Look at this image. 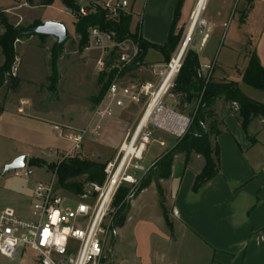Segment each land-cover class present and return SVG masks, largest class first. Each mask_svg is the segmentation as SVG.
Returning <instances> with one entry per match:
<instances>
[{"label":"crops","instance_id":"1","mask_svg":"<svg viewBox=\"0 0 264 264\" xmlns=\"http://www.w3.org/2000/svg\"><path fill=\"white\" fill-rule=\"evenodd\" d=\"M177 1L146 0L142 13L137 14L134 19L131 7V31L139 19L141 38L148 44L162 46L167 41ZM195 1L183 0L176 28L179 29L184 21L186 11L187 17L190 15ZM232 4L233 1L228 0L212 20H204L202 14L207 34L198 44L197 50L195 45L194 51L200 68L211 66L214 82L233 81L242 91L239 82L245 67L240 69L236 66L237 62H232L217 71L210 56L203 57L205 60L200 56L211 36L229 20ZM18 7L15 1L0 0V11L8 18L15 16ZM235 16L236 13L233 14L232 23L236 33L231 36L234 44L231 43L226 48L229 52L235 51L233 45L241 41L242 30L247 26H254L255 36H244V42H253V51L264 69V0H242L236 19ZM40 23L42 24L41 21ZM2 32L0 26V35ZM238 57L236 55L237 59ZM2 61L0 54V65ZM146 63L145 57L144 66ZM134 73L136 72L128 74V77ZM0 97L3 107L0 113V143H8L12 148L15 146L9 156L11 161L22 156L27 161L29 158L40 159L37 155H41L44 149L51 153L55 150L57 162L64 157L71 146L56 136L53 125L80 128L67 124L62 116L38 109L18 93L2 90ZM256 101L263 103L264 97ZM213 109L225 128L214 141L219 148L218 175L194 194L191 189L195 175L203 168V159L191 155L187 167H184V156L177 155L174 157L169 178L158 182L166 217L160 206V196L154 181L130 203L125 221L136 220L133 225L136 234L133 242L135 255L139 257L141 264H151L149 256L152 253V240L159 250L160 264H180L177 255L168 257L164 254L167 249L178 252L180 247L188 248V258L193 256L191 264H264V122L256 119L249 124L248 135L256 141L254 145H250L234 116L236 108L233 104L217 100ZM90 118L91 115L85 119L86 122L81 128L90 124ZM73 119L79 120V116ZM161 150L143 153L139 164L146 172L166 153ZM36 183L35 180L28 183L29 199ZM148 211H151L150 215L155 224L150 218H142L148 216ZM154 235L157 238H153ZM118 248L116 240L114 250Z\"/></svg>","mask_w":264,"mask_h":264},{"label":"rangeland","instance_id":"2","mask_svg":"<svg viewBox=\"0 0 264 264\" xmlns=\"http://www.w3.org/2000/svg\"><path fill=\"white\" fill-rule=\"evenodd\" d=\"M24 1L25 0H19L18 4L20 6L17 8L15 16L8 18L11 24L15 25V27L25 29L35 24H41L40 21L42 24L45 22H58L65 27L67 31V38L64 42L63 50L56 60L57 81L53 86H51L49 82V77L51 75L50 62L52 59L50 52L53 46L52 44L56 43V39L46 38L42 40L40 39V36H31L28 38H22L15 43L14 50L16 53V60L14 63H17L18 65L16 77L21 82L18 95L32 102L38 109L48 110L55 116H62L63 119L67 121V124L81 128L86 122L85 119L89 117L94 110V99L101 92L103 82H105L107 78H104L105 81L103 80L102 82H99L100 78L103 76L97 74L95 70V54L87 53L84 49L81 50L79 47V37L74 32V23L78 18L76 13H71L70 11L65 10L61 6L59 0H55L54 3L47 8L37 6L39 0H34L33 5L35 6L33 7L25 4ZM73 1L78 7H84L88 11H93L91 5H110L116 0ZM127 1L129 2L130 8L132 7L134 19V17L136 18L137 14L142 13L146 0ZM227 1L228 0H207L205 5L206 8L204 7L203 11L204 20H212L213 16L221 7H223ZM232 1V15H230L229 20L226 21L227 23L224 25V27H220L216 34L211 36L205 49L201 50L200 52V56L202 58H208L210 56L212 60L210 61L213 65H216L217 71L225 66V64H232V62H237L236 66L240 69L244 68L247 64V58L249 54L253 51V42L249 40L244 42V36H255V27L252 25L247 26L242 30L243 33H241V37L243 39L241 38V41H237L236 45H233L235 51L229 52V50L226 48L231 43L234 44V42H231V36L236 32L233 31L234 24L232 23V17L234 13H236V16L239 14L242 0ZM192 9L190 11L191 13L193 11ZM191 13H189L190 15L187 17L186 11L183 16L184 21L179 25V29L176 28V31H181V38L177 48L170 55L169 60L175 54V52H178V49L182 44L188 29L191 30V34L188 39V44L185 51L188 49L194 51L195 45L197 50L198 44L202 42V39L207 34V29L203 22L202 15L200 18V23L199 19L194 20L191 24L189 23ZM236 16L235 19L237 18ZM237 35H239L238 32ZM185 51L183 53L184 55ZM236 55H239L238 59L236 58ZM203 60H205V58H203ZM146 61L147 63L144 66V70L136 72L130 77H127L126 80L128 82L154 83L156 82L157 77L152 74L151 65L159 64L157 67H155L158 73L162 70V66L168 63L165 62L164 58L159 53L153 50L148 51ZM208 64H210V62ZM210 78L213 79V71ZM241 88L242 93L252 100L256 101L258 98L264 97L263 92L253 90L244 86L243 84H241ZM143 103L144 101L139 104H126L122 109L115 113L113 118L103 121L102 129L99 135L93 139H86L82 144L81 150L75 156V158L103 165L104 170L106 169L107 165L110 163L113 164L119 153L120 146L125 140L126 136L128 134L131 136L137 127L138 121L142 116ZM166 103L175 112L189 119L192 118L195 108L194 101L190 104L181 103L179 97L174 95V98L167 99ZM76 116H79V120L73 119ZM149 130L151 131L152 135L148 145L146 146L145 152H150L151 150L160 152L161 149L163 153L167 152L177 141L172 135L161 130H157L155 128H150ZM159 143H163L164 146H160ZM13 148H15V146H13ZM13 148L8 143H0V209L11 208L20 217L26 218L31 205V199H29L27 194L29 181L35 180L37 182L46 183L50 182L54 175L45 167H29L28 165H26V168H29L32 171V176L28 179L19 178L16 176V174H20L23 169L5 172V167L13 162V160L11 161L9 157L10 153L13 152ZM54 151L55 150H52L51 153L48 149H44L41 155L39 154L37 156H39L40 159H42L47 164H55L57 162V158ZM31 159L32 158H29V160ZM120 159L121 156H119L116 165ZM134 161L135 160H133V162ZM195 161L196 160H193V162ZM116 165L114 168H116ZM136 176L137 179H140L142 173L139 172L136 174ZM121 177L122 176H120V178ZM94 186L100 187V185L96 183L86 182L83 185L82 194L77 197L62 191L60 192L62 195L72 198L73 200H81V197L85 193L93 190ZM120 187L127 191H129L130 188L129 184L126 183H122ZM67 206L73 207L74 201L68 202ZM112 209L113 208H111V210ZM148 212V216H144L142 218H150L151 222L155 224L153 217L150 215L151 211ZM135 222L136 220L131 222L125 221L123 228H121V230L118 228L117 245L119 248L118 250L113 249V259L115 264H141L138 259L139 257L135 255L134 249L133 240L136 234H134L135 230H133V225ZM153 238L157 237L154 235ZM152 241V253L150 256H148L150 258L151 264H160V257L158 253L159 250L155 246V243V245H153ZM179 249L180 251L178 252H176L174 249L171 251H168L167 249L164 254H167L168 257L177 255L180 264H191L193 261V256L188 258V248L180 247ZM143 257L146 258L144 254ZM0 264L35 263L31 255L28 254L23 259L19 257L12 261L0 258Z\"/></svg>","mask_w":264,"mask_h":264},{"label":"built area","instance_id":"3","mask_svg":"<svg viewBox=\"0 0 264 264\" xmlns=\"http://www.w3.org/2000/svg\"><path fill=\"white\" fill-rule=\"evenodd\" d=\"M100 7L106 11L104 23L117 22L120 17H132L127 0H116ZM87 14L88 10L84 7L77 12L80 17ZM84 50L95 54L97 74L111 79L91 113L90 124L80 129L53 125L56 136L71 146L63 158H74L86 139L99 135L103 121L113 118L126 104L144 101L142 116L134 133L131 136L128 134L121 144L115 162L104 170L103 184L94 186L81 200L62 195L56 189L53 176L50 182L35 184L26 218L20 217L11 208L0 209V258L12 261L29 254L35 264H115L113 249L119 229L114 225L112 202L122 183L130 186L124 201L130 204L136 197L140 180L146 173L139 162L152 135L149 129L161 130L178 140L191 124L192 119L175 112L166 103L167 99L174 98L172 89L184 54L179 56L175 52L158 73L157 66H152L151 72L157 77L156 82L132 83L126 80L128 74L145 68L139 60L142 51L136 39L120 38L115 31L90 27ZM17 70L18 65L14 63L9 75L16 77ZM211 73V66L201 68L197 71V78L208 82ZM233 106L236 108L235 104ZM159 145L164 146L163 143ZM127 146L132 150L129 154ZM119 156L121 159L116 165ZM139 172L142 176L137 179ZM16 176L28 179L32 171L25 167ZM71 201H74V206H67Z\"/></svg>","mask_w":264,"mask_h":264},{"label":"trees","instance_id":"4","mask_svg":"<svg viewBox=\"0 0 264 264\" xmlns=\"http://www.w3.org/2000/svg\"><path fill=\"white\" fill-rule=\"evenodd\" d=\"M12 1H15L20 6L18 4L19 0ZM59 2L66 10L77 14L79 7L75 5L73 0H59ZM182 2L183 0L177 1L168 38L162 46L146 43L141 38V28L138 22L131 31V16L120 17L117 22L104 23L106 11L98 5L89 4L93 11H88L85 17L78 16L74 23V32L79 37V47L81 50L85 48L87 43V30L90 27L97 26L102 30L117 32L120 38L130 37L136 39L142 51L139 59L140 62H143L149 50L156 51L164 58L165 62H168L170 55L177 48L181 38V31H176V25L179 20ZM24 3L31 7L35 6L33 5L34 0H25ZM52 4L53 0H39L37 6L46 8ZM40 25L35 24L25 29L15 27L9 22L6 14L0 11V26L3 30L0 35V54L3 59L0 65V92L6 90L7 92L18 93L21 82L17 77H11L9 75L16 58L14 45L22 38L37 36L34 34V30ZM46 38L40 36L42 40ZM63 46L64 43L58 45L56 42L51 48V75L49 77L51 86L55 85L57 81L56 60L62 52ZM199 68L196 52L191 49L186 50L179 73L174 81L172 94L178 96L181 103L190 104L193 101L195 102L191 124L184 136L178 139L173 147L154 163L142 177L138 185L136 196L154 181L160 196V206L165 217L166 212L163 207V198L158 182L159 180L169 178L175 156H184V167H187L191 155H197L203 159V168L195 175L191 189L194 194L219 173V148L214 141L225 128L222 120L219 119L213 109L217 100L236 105L234 116L250 145H254L256 141L248 135L247 128L249 124L256 119L264 122V102L259 103L244 95L239 89L238 84L233 81L216 83L211 78L208 82L198 79L197 71ZM104 78V76L101 77L99 82H102ZM110 79L111 77L107 78L106 81L104 80L105 82H103L101 92L94 99V106L102 99ZM239 84L264 93V69L260 65L254 51L247 58V64L242 72ZM2 110V100L0 97V113ZM202 125L205 127H202ZM27 165L29 167H45L55 176L56 189L74 197L82 194L83 185L86 182L102 185L105 178L103 165L75 157L62 158L55 164H47L40 159H31ZM127 193V190L120 187L114 197L112 204L114 211L113 219L114 225L117 228L122 227L129 210L130 204L124 201Z\"/></svg>","mask_w":264,"mask_h":264},{"label":"water","instance_id":"5","mask_svg":"<svg viewBox=\"0 0 264 264\" xmlns=\"http://www.w3.org/2000/svg\"><path fill=\"white\" fill-rule=\"evenodd\" d=\"M37 36L52 37L56 39L58 45L63 44L67 38V31L65 27L57 22H45L34 30ZM27 165L26 157L22 156L15 159L12 163L5 167L4 171L24 169Z\"/></svg>","mask_w":264,"mask_h":264},{"label":"bare ground","instance_id":"6","mask_svg":"<svg viewBox=\"0 0 264 264\" xmlns=\"http://www.w3.org/2000/svg\"><path fill=\"white\" fill-rule=\"evenodd\" d=\"M206 3H207V0H196L195 5L193 7V11H192L191 16H190V21H189L190 24L194 20H198V19H199V23H200V18H201V15L203 14L204 7H205ZM190 34H191V30L188 29L186 34H185L184 40H183L182 44L180 45V47L178 49L177 53L179 54V56H182V54L184 53V51L186 49V46L188 44L187 42H188V39L190 37ZM147 115H148V113L143 118V120L141 122V125L146 120ZM140 126H139V128H140ZM139 128L136 130V133L139 131ZM136 133H135V135H136ZM126 150H127V154L132 152V150L128 146L126 147Z\"/></svg>","mask_w":264,"mask_h":264}]
</instances>
